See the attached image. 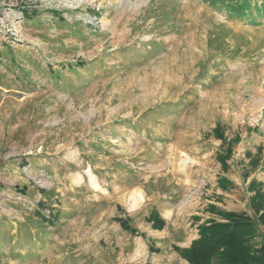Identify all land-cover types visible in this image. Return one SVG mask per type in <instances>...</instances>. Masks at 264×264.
I'll return each instance as SVG.
<instances>
[{"label": "rangeland", "instance_id": "obj_1", "mask_svg": "<svg viewBox=\"0 0 264 264\" xmlns=\"http://www.w3.org/2000/svg\"><path fill=\"white\" fill-rule=\"evenodd\" d=\"M251 180L264 0H0V264H188Z\"/></svg>", "mask_w": 264, "mask_h": 264}, {"label": "trees", "instance_id": "obj_2", "mask_svg": "<svg viewBox=\"0 0 264 264\" xmlns=\"http://www.w3.org/2000/svg\"><path fill=\"white\" fill-rule=\"evenodd\" d=\"M215 131L222 133L219 126ZM225 143V140L223 141ZM231 148L227 143L225 151L220 150L216 159L223 168L227 166ZM251 158V162L254 161ZM221 187L226 186L228 180L218 179ZM261 182L251 180L247 189L253 192L251 207L257 217L249 216L245 212L220 210L214 205L210 209L216 213V218H208L198 225V238L194 239L186 248H178L180 256L188 264H264V243H257L261 236L260 224L264 225V190ZM155 228H161L164 220L157 213L151 214ZM124 229L128 227L124 219H118ZM134 232V231H133Z\"/></svg>", "mask_w": 264, "mask_h": 264}, {"label": "bare ground", "instance_id": "obj_3", "mask_svg": "<svg viewBox=\"0 0 264 264\" xmlns=\"http://www.w3.org/2000/svg\"><path fill=\"white\" fill-rule=\"evenodd\" d=\"M107 24V22H103V25L105 26Z\"/></svg>", "mask_w": 264, "mask_h": 264}]
</instances>
